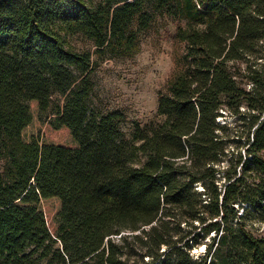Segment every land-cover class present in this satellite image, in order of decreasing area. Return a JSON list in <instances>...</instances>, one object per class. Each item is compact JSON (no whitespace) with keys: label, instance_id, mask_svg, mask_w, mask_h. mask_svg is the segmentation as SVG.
Here are the masks:
<instances>
[{"label":"trees","instance_id":"trees-1","mask_svg":"<svg viewBox=\"0 0 264 264\" xmlns=\"http://www.w3.org/2000/svg\"><path fill=\"white\" fill-rule=\"evenodd\" d=\"M159 17L182 48L126 136L68 37L129 58ZM241 105L226 159L218 118ZM249 221H264V0H0V264H264Z\"/></svg>","mask_w":264,"mask_h":264},{"label":"rangeland","instance_id":"rangeland-1","mask_svg":"<svg viewBox=\"0 0 264 264\" xmlns=\"http://www.w3.org/2000/svg\"><path fill=\"white\" fill-rule=\"evenodd\" d=\"M176 23L167 17L157 18L154 24L141 34L139 51L129 58L108 53L100 54L93 40L82 33L68 37L76 49L91 53L94 62L91 72L94 82L91 105L99 113L113 109L122 111L123 119L119 126L126 136L131 135L136 124L143 127L155 116L158 93L165 88L172 75L175 56L182 48V44L174 38ZM250 85L247 83L245 86L249 89ZM53 100L62 103L63 96L55 92ZM240 111L241 114L223 111V115L218 118L220 123H227L228 133L234 138L225 145L226 159L237 153L240 139L238 134L246 133L247 109L241 105ZM247 228L256 235H262L264 221H249ZM201 248L204 249V245L193 249L195 255L202 253L199 251Z\"/></svg>","mask_w":264,"mask_h":264},{"label":"snow or ice","instance_id":"snow-or-ice-1","mask_svg":"<svg viewBox=\"0 0 264 264\" xmlns=\"http://www.w3.org/2000/svg\"><path fill=\"white\" fill-rule=\"evenodd\" d=\"M199 251H201V252H202V251H204V249H203V248H201V249H199Z\"/></svg>","mask_w":264,"mask_h":264}]
</instances>
